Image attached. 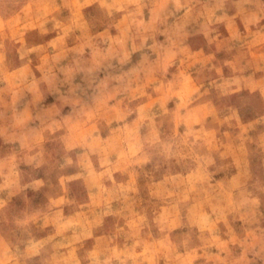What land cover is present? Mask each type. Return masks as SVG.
<instances>
[{
	"label": "rangeland",
	"instance_id": "obj_1",
	"mask_svg": "<svg viewBox=\"0 0 264 264\" xmlns=\"http://www.w3.org/2000/svg\"><path fill=\"white\" fill-rule=\"evenodd\" d=\"M0 264H264V0H0Z\"/></svg>",
	"mask_w": 264,
	"mask_h": 264
}]
</instances>
